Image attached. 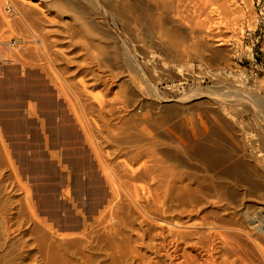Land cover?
<instances>
[{"label": "rangeland", "instance_id": "374dc122", "mask_svg": "<svg viewBox=\"0 0 264 264\" xmlns=\"http://www.w3.org/2000/svg\"><path fill=\"white\" fill-rule=\"evenodd\" d=\"M192 1L187 16L198 12L216 23L205 27L207 37L191 38L190 23L168 16L159 35L151 0H0V59L16 62L5 64L0 76V209L11 220L8 231L0 224L1 264H52L49 253L59 248L65 264H124L100 227L89 228L87 249L73 243L110 191L69 105L85 110L87 133L105 160L149 167L153 178L136 181L138 194L162 198L168 220L241 227L251 232L243 244L264 249V0H229L236 9L227 15L215 13L213 0ZM206 6L216 10L206 14ZM45 65L57 84L41 72ZM94 76L95 82L106 78L107 87L100 80L91 86ZM100 101L118 112L99 115ZM3 146L36 203L37 222ZM180 197L189 199L182 217ZM201 227L193 230L205 233ZM256 257L264 264V255Z\"/></svg>", "mask_w": 264, "mask_h": 264}, {"label": "bare ground", "instance_id": "6f19581e", "mask_svg": "<svg viewBox=\"0 0 264 264\" xmlns=\"http://www.w3.org/2000/svg\"><path fill=\"white\" fill-rule=\"evenodd\" d=\"M151 1L155 4V12H153L152 14L151 13H149V14H151L150 17L153 19L152 20V23H154L153 26H155L153 28L154 29L156 28L155 30H157V31H155V32L158 33L159 35H164V33H165L164 30H163V28L161 27V22H162V20L164 19L165 16H168L171 19H173V22L176 21L177 23L182 24V25H185V26H188L187 23H190L189 25H191V26H188V29H189V31L191 33L190 34L191 35V38H199V37H201V35L202 36L206 35V37H207V35H209V31L205 27H207V24L208 23H209L208 24V26H209L208 28H210L212 26L211 23H210V22H212V20L210 19V17H212V16L207 15L206 16L207 17V20L204 19V18H201V16H203V15L202 14L199 15L198 12H197V14L199 16L196 14L198 17H196V15H194V14H192V17L187 16L188 15L187 13H189V9L190 10L192 9V8H189V7H191L189 5V2L191 0H151ZM213 1L214 2H209V3H212L213 6H214V3H215V5L217 6V10H219L218 13L215 11L216 9H213V8H215L213 6H212V8L206 6L208 9L205 8L206 10L204 9V13L206 12V14H208L207 12H209V11H215L216 14H221V15L222 14L227 15V13H229V14L231 13L230 10L232 9V6H234L233 4H232V6L229 5V4L232 3L231 1H229V0H213ZM229 2H231V3H229ZM208 6H211V4L208 5ZM22 7H24V6H22ZM233 8H235V7H233ZM23 9H25V8H23ZM209 9H213V10H209ZM235 9H232V10L235 11ZM193 10H196V9H193ZM0 12L1 13H4L3 11H0ZM14 12H15V9H14ZM21 12H24V11L22 10ZM232 13H233V11H232ZM18 14H19V11H18ZM229 14H228V16H229ZM4 15H6V14H4ZM221 15H217L216 17L219 16V18H220ZM193 16L195 17L194 19H193ZM187 17L188 18H192V19H190L191 21L189 20V22H188V18ZM15 18H18V17L15 16ZM20 18H22V16L18 18L19 21H20ZM2 19H4V18H2ZM15 20H17V19H15ZM206 21H210V22L206 23ZM9 22H8V25L11 23V22L10 23ZM12 22H13V19H12ZM22 23H24V22H22ZM214 24H216V23H213V26H214ZM6 25H7V23H6ZM35 25H37V24H35ZM213 26H212V28H213ZM10 27H12V26H10ZM23 27H24V25H23ZM216 27H217V25H216ZM29 30H28V32H26V34L29 33ZM37 30H39V28ZM41 30H43V29H41ZM25 31H27V30H25ZM40 32H42V31H40ZM22 34H23V32H22ZM38 34L36 36H38ZM25 36H28V35H25ZM38 37H36V38H38ZM45 38H43V39L40 38L42 46H44L43 40ZM172 38H173V34H172ZM176 38L177 37H174L173 40H176ZM178 41H179V38H178ZM173 43H174V41H173ZM178 43H175V44L177 45ZM181 44H183V43H181ZM46 45L49 46V44H45V46ZM43 48H42V51H44ZM36 49H38V48H35V51H36ZM177 49H179L178 46H177ZM179 51H181V49ZM26 52H28V51H26ZM37 52H39L37 54H39V56H40V54H41L40 53V50H37ZM44 52H46V51H44ZM32 53H34V52H32ZM50 53L52 54L51 51H50ZM45 54H47L48 56L51 57V55H49L48 53H45ZM166 54H168V53L166 52ZM27 56H29V55H27ZM34 56H36V55H34ZM43 56H46V55L43 54ZM43 56L40 57V58H43ZM50 57H49V60L51 59ZM169 57H171V56H169ZM4 58H5V55H4ZM34 58H36V57H34ZM37 58L35 59L36 62L40 60V58H39V60H37ZM30 60L33 61L34 59H30ZM7 63H11L14 66L16 62H14L12 60H3V59L1 60L0 59V76L3 75L4 72L2 71V69H3V66L5 64H7ZM25 64H26V61H25ZM40 68H42V69H40ZM40 68H39L40 70H44V71H41V72H44L47 75V73L49 71H45V70H46V68H48V65H47V67L45 65V68H44V66L43 67H40ZM26 73H27V71H26ZM53 77H54V75H53ZM53 77H51V78H53ZM92 78H93V80H91ZM92 78H89V79L91 81H94L95 84H93L91 86H94V85L97 86V85H99L96 82L98 80H100L101 82H99V81L98 82L99 83H102V84H105L106 87H107V84L108 83L105 82V81H107L106 78H105L106 79L105 80V79H102L101 77H99V78H97L98 80L96 82H95V80H96L95 78L96 77L94 76ZM53 80H52V82H54V83H55V81H57V80H54V81ZM79 81H81V80H78V82ZM110 82H111V79H110ZM55 84H57V83H55ZM80 84L83 85L82 82H80ZM59 85H60V83H59ZM108 86H110V84ZM85 88H86V85H85ZM58 90L59 91H62L63 89L62 90L61 89H58ZM65 91H67V89ZM63 92L64 91H62V93ZM66 93H68V92H66ZM83 93H84V91H83ZM69 94H70V92H69ZM64 95H66V94H64ZM80 95H81V93H80ZM76 96H78V95H76ZM68 97H70V95H68ZM68 97H65V99L66 98L68 99ZM57 98H58V96H57ZM72 98H70V99L72 100ZM67 102H69V104L72 103V102H70L69 99H68ZM111 103L110 102H106V101L105 102L100 101L99 104H98V111H97L99 113V115H106V114H109V113L114 112L117 109V107L116 106L114 107V105H111ZM112 104H114V103H112ZM69 106H70V112L74 116V118L76 120V123L79 125L80 129L82 130V132H84V136H85L86 143H88V146L92 149V151H93L92 154H94L93 156L95 157V160H96V162L98 164V169L101 172V176L103 177V180L105 182V185L108 187V189L110 191V196H109L110 198L107 199V201L105 203L106 205L103 207L102 210L100 209L99 212H96V213H98V215L97 216H94V218L92 217L93 220H92V222L90 221L91 223L84 224L83 225L84 226L83 229L85 231L82 230L84 232L83 234H81L82 235L81 236L82 239L73 241L74 244H78L77 246H79V244H81V245L84 246V248H86V245H88V244L91 245L92 242H93V240H92V235L89 232V231H91V229H89V228H92V227H94V228L95 227H100L102 229V231H103V234L105 236H107V238H109V242L112 243V249H114L113 251L117 255L119 261L120 262H123L124 264H127V263H129V264H162L159 260H157L159 257H164L167 260V263H165V264H261L259 260H256L257 257L255 258V256L257 255V256H261L262 257L264 255L263 254L264 249H262L261 247H259L261 244L259 246H257V247H253L251 245L253 248H248L245 241H244V244H243L242 241L240 240L241 237H245V238H247L246 240L249 241L250 239L248 237H246V236H248L249 233H251V232H248L247 230H245V229H243L241 227L231 228L232 226L231 227L223 226L220 223H219V226H218L217 223H215V225L214 224H211V221H209L210 224H208V222L207 223L205 222L206 225L207 224L209 225V226H207V228H206V225H203L205 223H202V222H200V223H196L195 222L194 223V221L193 222H189V223L186 222V223H184L185 225L179 226V225H182V224H180L177 219L171 220V218H170V220H168L169 218L167 216H165L166 210L168 208L167 209L164 208V206H166L165 205L166 203H163V202L161 203L160 202V199H162V198H160V199L155 198L156 196L154 198L153 197L151 198V196H153L154 194H152V195L150 194L151 195L150 196L148 194H149V192L152 193V191L147 192V190L148 189H151V188H148L147 187L148 189H146L147 197H143L142 198L141 196H139L140 194H138V187L136 186L135 183H136L137 180L142 179L143 177H148L149 175L152 177V175L149 173V167L147 166V167H142L141 169H137V168H134L131 165L128 166L126 164L127 162H121V161L120 162H112V160H111V162H108L109 161L108 159L105 160V158L102 157V154H100V152H99L100 150L96 149V147L93 146V144L91 143L92 141L90 139V136L87 133V132H89L90 129H88V125L89 124H88V122H86V116H85L86 115V112H85V110H83V108H81V111L80 110L79 111H76L78 108L76 110H74L75 108L72 107V105H69ZM28 109H29L28 110L29 115H33L32 113H34V108L30 106V107H28ZM81 112H83V113H81ZM115 112H118V111H115ZM99 119H100V117H99ZM103 122H105V121H103ZM90 127H91V125L89 126V128ZM3 149H4L5 155L8 157V153H7L6 147L3 146ZM113 155L115 156L117 154H113ZM119 157L116 156L115 158H119ZM113 160H114V157H113ZM7 161L9 162V164L11 165V168L13 170V174H14V177H15V182L14 183H16L15 185H18L23 190V192H24V195H25L24 196L25 197V205H26L27 210L29 211L28 213H30V216H31V218L33 220H35L36 222L39 221L37 219V216H36L37 214H36L35 207H34V205L36 203L34 204V202L32 201V198L30 196V191H29L28 186L25 185V184H22L21 177L19 176V173L16 172L17 170H16V168H14L15 166H13V164L11 162V159L9 160V157H8V160ZM118 161H119V159H118ZM140 190L141 189H139V191ZM187 193H189V192H187ZM191 193H193V192H191ZM68 195H69L68 192L63 193V196L64 197H68ZM156 195H157V193H156ZM178 199H179V201H177V198L175 199V201L176 202H180L181 203L180 204L181 206L178 205V204H176L177 205L176 208H179L178 206H180L181 210L178 209L177 212H180L179 214H181L180 216L182 217V215H184L183 213H187L184 207H185V205H187L186 202L189 201V199L188 198H183V197H180ZM190 199L194 201V204L196 203L193 198H190ZM195 199H197V198H195ZM122 201H124V202H122ZM193 201L191 202V204H193ZM197 201L199 202L200 200L197 199ZM217 201H215V202H217ZM159 203L162 206H160ZM198 204H201V203H198ZM131 207H132V210L134 209V212L136 213V215H134V214H132L130 212V208ZM125 208H127V209H125ZM172 209L174 210L175 208L172 207ZM186 209H188V208H186ZM0 212H1L0 213V224H1V226H3L5 228V231H6L8 229V225H9V222L11 220L10 221L7 220V218H6L7 216H4V213L5 212L2 213L1 209H0ZM174 212H176V211H173V213ZM188 212H190V211H188ZM191 212H192V210H191ZM9 215H10V213H9ZM130 215H132V216H130ZM68 219H70V218H68ZM188 221H190V219ZM201 221H203V220H201ZM41 223L42 222L40 221V224ZM44 223H47V221L44 222ZM182 223H183V221H182ZM38 224H39V222H38ZM12 225L15 226L14 224H12ZM49 225H50V223H49ZM197 226L198 227L204 226L206 228L205 233L202 230H201L202 232L201 231L199 232L198 229H196L197 232H195L193 229L195 227H197ZM47 227H48V225H47ZM49 227L51 228L52 226H49ZM49 227L47 229H50ZM248 227H249V225H248ZM50 230H52V229H50ZM203 230H205V229H203ZM126 234H128V235H126ZM73 235H72V237H74L76 239L74 233H73ZM104 235H102V236H104ZM204 235L207 237L205 240H203ZM253 235L255 237L256 233H254ZM132 236H133V238H132ZM64 237H66V236H64ZM254 237L252 239H254ZM125 238L127 240H125ZM107 241H108V239H107ZM255 241H257V239ZM95 242H97V241H95ZM254 244H255V242H254ZM256 245H254V246H256ZM0 246H1V244H0ZM49 248H51V247L49 246ZM143 249L146 250L145 253H147V252L149 253L148 256L146 254L144 255V254H142L140 252V250L142 251ZM49 251L52 252L53 249H51ZM53 252H55V255H56V252L58 253L57 254V257L55 255L54 256L52 255ZM53 252L52 253H49V254H51V257L49 259V260H51V263L52 264H62L61 262H64L62 250L59 248L58 251L56 250V251H53ZM43 253H45V252H43ZM46 259H48V258L46 257ZM49 263H50V261H49ZM0 264H1V261H0ZM63 264H65V262Z\"/></svg>", "mask_w": 264, "mask_h": 264}]
</instances>
